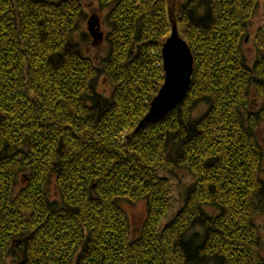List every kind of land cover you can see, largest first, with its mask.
Segmentation results:
<instances>
[{"label": "trees", "instance_id": "16d2710c", "mask_svg": "<svg viewBox=\"0 0 264 264\" xmlns=\"http://www.w3.org/2000/svg\"><path fill=\"white\" fill-rule=\"evenodd\" d=\"M97 2L108 11L106 24L109 30L104 33L102 42L106 48L95 55L87 54L82 47L89 39V32H84L81 41L80 33L76 35L81 24L87 21L81 0H49L45 8L53 15L47 18L45 30L53 36L57 32H66L72 37L73 47L79 46L78 63L69 67L66 74L61 70L63 80L71 84L74 93L78 90L76 100L80 102V110L77 115L110 127L98 128L89 134L85 131L89 125L83 119L74 123L72 118H65V113L77 105L63 93L57 95L56 100H63L69 107L59 108L56 114L49 111L47 122L63 129L62 133H57L59 140H69L73 145L83 142L100 161L106 154L119 150L115 136H121L122 142L127 144L128 136L135 137L139 132L141 137H155L162 146L166 144L170 159L179 166L172 165L175 175L169 167L155 165L154 171H143L134 166L104 168L99 175L94 171L79 174L81 180L76 183L70 174L61 179L62 169L56 168L54 159H49L48 169L55 170L50 171L51 182L44 187L53 194L57 191L65 193L69 198L61 196L50 200L55 207L42 208L36 218L27 208L21 215L10 201L21 194L33 175L34 169L28 164L43 159L50 149H42L43 140L36 135L43 131L37 123L45 121L33 123V113L24 111L27 106L17 103L23 97L9 100V108L0 107V114L10 113L13 104L17 112L10 113L15 119L0 124V142L10 145L6 156L15 155L16 161L25 163L7 162L14 170V183L12 175L0 177V184L5 185V190L0 193V264H36L37 259L39 264H189L183 255L173 251L176 245L171 240L164 242L156 237L164 234L166 226L196 193L201 189L210 191L212 186L216 188L215 198L203 203L206 229L200 234H187L185 243L198 245L201 251L210 250L211 259L204 264H264V260L256 256V253H262V224L259 222L264 217V206L261 205V199H264V146L258 136L264 126V68L257 66L260 58L256 53L253 62L248 61L245 50L253 16L261 0H217L213 13L219 23L197 40V45L202 47L193 46L198 69L203 59L209 73L204 84L197 74L192 77L189 96L198 100L193 107L194 121L204 120L202 124H195V129L203 131V135L194 140L187 134L175 137L177 130H185L184 124L179 122L177 108L163 120L136 131L165 82L159 81L161 88L150 87L157 79L153 76L155 63L152 58L159 43L151 31L156 22L151 14V0L147 4L144 0ZM242 4L250 6L242 8ZM234 5L239 10L236 14L233 13ZM34 7L32 0H0V93L8 96L15 95L19 88L16 78L22 74L28 77L30 57L24 52L29 43L35 45L40 41L41 29L32 15ZM164 7V19L160 23L170 21L168 4ZM171 29L169 23L168 31ZM258 34L264 35L261 28L254 37L255 50ZM40 44L43 46V41ZM31 50L36 51V48ZM53 52L54 49L49 48L46 55L38 56L35 66H47L50 59L59 63L60 57L54 56ZM200 53H203L202 57ZM117 54L125 64L131 65L127 71L134 74L133 88H146L151 95V99L144 96L148 107L142 111L133 110L134 105L125 107L122 104L105 114L104 108L97 107L94 98L99 94L104 72ZM14 67L15 71L12 70ZM249 69L253 71L249 72ZM216 72L231 76L241 90L249 93V103L241 106L243 120L235 117L238 122L234 123L235 114L227 109L226 103L217 101L213 110L208 97L214 89L208 87V82ZM241 73L243 79L239 78ZM98 76L101 79L98 80ZM223 82L231 92H236L230 80ZM82 83L84 87H81ZM5 86H8L6 90ZM104 94L107 96L109 92ZM252 98H255V104L251 102ZM225 101L233 102L228 94H225ZM90 108L96 110L90 112ZM197 111L200 112L198 115ZM21 112H24L23 116ZM30 123L32 127H29ZM117 128L121 131L115 132ZM109 132L114 135H108ZM168 162L166 158L165 165ZM177 176L182 179L178 180ZM177 187L181 190L178 208L175 207ZM249 192L259 195L254 198ZM34 194L38 195L30 188L25 196L29 206L33 204L29 197ZM140 202L145 203L147 212L137 235L133 234L131 220L122 204ZM250 256L253 259L250 260Z\"/></svg>", "mask_w": 264, "mask_h": 264}, {"label": "snow or ice", "instance_id": "6c2138e0", "mask_svg": "<svg viewBox=\"0 0 264 264\" xmlns=\"http://www.w3.org/2000/svg\"><path fill=\"white\" fill-rule=\"evenodd\" d=\"M144 2L147 4L148 0H144ZM151 2L153 5L151 14L156 18L151 31L159 43L152 58L155 63L153 76L157 77V79L153 81L150 87L161 88L159 81H166L160 90L158 98L153 101L152 116L159 118L161 112L168 111L171 107L179 105L177 107V116L179 122L184 124L186 133L185 130H177L175 137L187 134L190 140H194L203 135V131L195 129V124H202L204 120L194 121L193 107L198 103V100L195 97L189 96V92L191 91L190 86L193 82L191 77L197 74L200 82L204 84L208 79L209 73L205 70L207 62L203 59H201V67L198 69L196 54L193 53L192 49L193 46L202 47L197 45V40L219 23V19L213 13L217 0H151ZM32 3L35 5L32 9V15L34 22L40 26V41H43V46H41L40 41H37L35 45L29 43L28 50L24 52L25 55L30 57L28 77L22 74L16 78V84L19 85V88H17L15 95L8 96L0 93V107L9 108V100L16 101L17 96L23 97L17 103L22 107L27 106L24 111L33 113V123L45 121L44 123H37V126L43 131L36 132V135L40 136L43 140L42 149H50V151L38 162L28 164L29 167L34 169L33 175L28 178V183L22 189L21 194L16 195L10 201L11 204L17 206L16 211L23 215L24 209L27 208L31 216L36 218L42 208L55 207V204H51L50 200H57L61 196L64 199L69 198L65 193L57 191L53 194L44 187L45 184L51 182L49 178L50 171L55 170L48 169L49 159H54L56 161V168L62 169L61 179H66L70 174L73 182L76 183H79L81 180L79 174H87L94 171L99 175L104 168L120 169L122 166H134L143 171H154V165L169 167L175 175L172 165L176 164L178 167L179 164L170 159L167 145L162 146L155 137L151 139L141 137L139 132L135 134V137L129 135V143L127 144L122 142L121 136H115V142L119 145V150L106 154L103 161L98 160L83 142L79 145H73L69 140H59L57 133H62L63 129L56 127L54 124L49 125L47 113L51 111L53 114H56L59 108L67 109L69 107L63 100H56V96L60 93H63V96L69 97L72 103L77 105V107L65 113V118H72L74 123H79L83 119L84 123L89 125V128L85 129L89 134L98 128H108L110 125H102L98 122L93 123L91 118L77 115V112L80 110V102L76 100V95L79 94L78 90L74 93L71 84L63 80L61 70L66 74L69 67H74L78 63L76 58L79 55V46L73 47L71 44L72 37L66 32H57L53 36L45 30L47 18L53 15V13L48 12L45 8L49 4V0H32ZM165 4H169L171 8L170 21L160 23L164 19L162 13L165 11ZM248 6L250 5H241L242 8ZM56 7H59V5H56ZM238 11L234 5L233 13L236 14ZM169 23L172 28L171 31H168ZM261 31L264 32V26H261ZM137 38L139 39V36ZM32 39L35 40V37ZM62 44H66L67 47L61 48ZM33 47L36 48V51L31 50ZM122 47L127 48V45H123ZM49 48L54 49L53 55L59 56L60 62L53 63L50 59L47 66L41 65L40 67H36L37 57L46 55ZM247 51L251 53L253 52V48L249 47ZM200 55L202 57L203 53H200ZM256 55L260 58L257 66L264 68V35L258 34ZM232 58H235L234 55ZM160 61L163 63L161 64ZM16 67L12 70L15 71ZM130 67L131 65L125 64L117 54L114 55L109 68L104 72L102 79L103 84L107 88H100L98 90L99 94L94 99L98 108L105 109V114L122 104L125 107L134 105L135 109L133 110L135 111H142L148 107L144 103V96H148L151 99V95L146 88H133L134 74L127 71ZM21 71L23 72V70ZM96 71L99 72V69ZM252 71L253 69H249V72ZM161 73H166V75H161ZM239 78H244L243 73L240 74ZM97 79L99 80L101 77L98 76ZM225 79L231 81V87L236 88V92H231L230 88L223 82ZM84 86L82 83L81 87ZM7 87L5 86V90ZM208 87L214 89L213 92L209 93L208 97L212 102L213 110H215L217 101L226 103L227 109H231V113L235 114L233 122H238L235 117L243 120L244 113L241 111V106L249 103V93L246 90H241L231 76L225 77L219 72H216L212 80L208 82ZM166 90L167 95L165 96ZM106 91L109 92L107 96L104 94ZM225 94L232 97V103L225 101ZM161 98H163L164 105H167L166 110L164 105L160 109L156 107V101ZM251 102L255 104V98H252ZM95 110L94 108L89 109L90 112ZM16 112L17 107L13 104L10 107V113ZM10 113L0 114V124H3L5 120L15 119ZM20 115L23 116L24 112H21ZM149 119L151 120L152 117H149ZM221 119H223V115ZM32 126L33 124L30 123L29 127ZM81 127L83 128V125ZM172 127H175V125L173 124ZM120 131V128L115 129V132ZM108 135H114V133L109 132ZM260 138L264 139V128L261 129ZM77 139L79 140L80 137H77ZM160 139H163V137ZM37 143L39 144V141ZM8 147L10 145L6 142H0V177L12 175V182L14 183V170L8 167L7 162L14 161L24 164L25 161H16L15 155L6 156ZM188 154H191L190 150ZM25 155L28 156L29 154ZM166 158L169 161L167 165H165ZM177 179L181 180L182 178L177 176ZM68 186L72 187V184L69 183ZM30 188L35 189V192L38 193V195L34 194L29 197L33 201L31 206L25 200V196L28 194ZM4 190L5 185L0 184V193ZM73 191L77 190L73 188ZM216 194L215 186H212L210 191L201 189L186 203L182 212L166 226L164 234L156 237L164 242L171 240L176 245L173 251L183 255L189 264H204V262L211 259L212 254L210 250L201 251L198 245L186 244L185 240L187 234H200L206 229L203 203L205 200H213ZM248 194L254 195L252 192ZM258 195V192L255 193L254 198ZM261 205L264 206V199H261ZM262 210H264V207H262ZM89 254L86 253L85 255ZM256 256L264 260V253H256ZM102 259H106V257H102ZM249 259L251 260L253 257L250 256ZM36 264H39L38 259Z\"/></svg>", "mask_w": 264, "mask_h": 264}, {"label": "rangeland", "instance_id": "374dc122", "mask_svg": "<svg viewBox=\"0 0 264 264\" xmlns=\"http://www.w3.org/2000/svg\"><path fill=\"white\" fill-rule=\"evenodd\" d=\"M50 1H58V0H50ZM82 3L84 4V10L85 13L87 14V21L82 23L81 26L79 27V31L76 32V35L79 38V41H81L80 37H83L82 35L84 34V32L86 34H88V21L89 18L92 15H97L100 19V24H102V31L103 33H107L109 30V26L108 24H106V18L108 16V11L104 8H102L100 6V4L97 2V0H81ZM169 7V12L171 14V8L170 5L168 4ZM178 14V12H177ZM253 22L251 24V32H250V36H249V41L246 43L245 45V50H246V54H247V59L250 62H253L254 58H255V44H254V37L257 34L258 30L261 28L262 23H263V19H264V6H263V0H261L260 5L258 6V9L256 10L254 16H253ZM84 50L87 54L92 53L93 55L96 54V52L98 50L104 49L106 48V46L104 45V43H101L99 45H95L93 42V38L91 36H89L88 41L83 43ZM249 47L253 48V52L249 53L247 50ZM99 52V51H98ZM106 86L103 84L99 86L98 89L100 88H105ZM200 112L197 111L196 114L198 115ZM264 128V126L261 127V129ZM261 129L259 130V134L258 136L260 137V132ZM261 142L264 146V139H261ZM264 178V175H263ZM180 192L181 190H179V188L177 187L175 194H176V200L177 202L175 203V207L178 208V202L179 199L181 198L180 196ZM122 207L124 208V210L127 213L128 218L131 220V224H132V228H133V234H137L139 235L140 233V229H141V225L144 223L145 221V216H146V212H147V206L145 205L144 202H140V203H136V204H132V203H123ZM262 224V239H261V244H262V253H264V217L260 220V222Z\"/></svg>", "mask_w": 264, "mask_h": 264}, {"label": "water", "instance_id": "95a60500", "mask_svg": "<svg viewBox=\"0 0 264 264\" xmlns=\"http://www.w3.org/2000/svg\"><path fill=\"white\" fill-rule=\"evenodd\" d=\"M87 25L89 26L88 27L89 35L92 36L94 44L95 45L101 44L104 41L105 35H104L103 31H102V24H100L99 17L97 15H92L89 18V21H88ZM165 75H166V73H165ZM192 77H191V79H192ZM164 83H166V81ZM190 88H191V86H190ZM159 93H158L156 99L158 98ZM166 95H167V90L165 91V96ZM152 104H153V102H152ZM152 104H151V106L149 108L150 111L148 112L147 116L143 119L141 124L138 126L136 131L141 130L142 128H144L145 126H148L149 124H153V123H156V122H158L160 120H163L164 118H166L169 115L170 112H172L174 109H176L179 106V105H177V107H171L168 111L161 112L159 114V118H157V117H153L152 116ZM162 105H164L163 98L158 99L156 101L157 109H160ZM166 107H167V105H164L165 110H166ZM149 117H152V119L150 120Z\"/></svg>", "mask_w": 264, "mask_h": 264}]
</instances>
